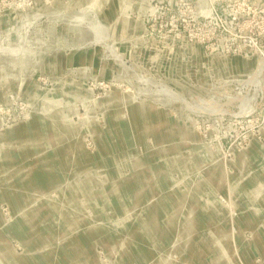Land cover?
<instances>
[{
	"label": "rangeland",
	"instance_id": "1",
	"mask_svg": "<svg viewBox=\"0 0 264 264\" xmlns=\"http://www.w3.org/2000/svg\"><path fill=\"white\" fill-rule=\"evenodd\" d=\"M0 264H264V0H0Z\"/></svg>",
	"mask_w": 264,
	"mask_h": 264
}]
</instances>
